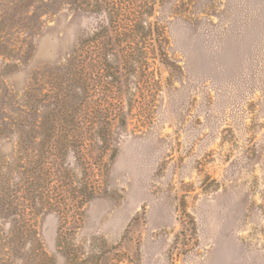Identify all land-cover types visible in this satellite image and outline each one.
I'll use <instances>...</instances> for the list:
<instances>
[{"label": "rangeland", "instance_id": "rangeland-1", "mask_svg": "<svg viewBox=\"0 0 264 264\" xmlns=\"http://www.w3.org/2000/svg\"><path fill=\"white\" fill-rule=\"evenodd\" d=\"M128 1L113 35L103 0H55L26 59H0L9 96L40 89L50 119L86 121L47 141L45 264H264V0ZM101 27L86 91L65 65Z\"/></svg>", "mask_w": 264, "mask_h": 264}, {"label": "trees", "instance_id": "trees-1", "mask_svg": "<svg viewBox=\"0 0 264 264\" xmlns=\"http://www.w3.org/2000/svg\"><path fill=\"white\" fill-rule=\"evenodd\" d=\"M3 1L4 3H0V59L11 60L15 58L19 62L21 59L25 60L32 50L31 39L40 31L41 24H43L40 21V14L44 15L56 11L53 8V1L55 0H29L26 6L17 8L20 12L19 18L9 26L3 22L5 17L3 7L6 9L17 7L18 4L17 0ZM123 2L126 3L127 0H123ZM133 2L134 0L128 1L132 11ZM118 3H121L120 0H103V4L110 12L108 25L113 35H118L115 27L117 23H121L120 20L115 21V17L118 20V13L120 12ZM136 24V21H133L126 26L125 32H127L123 31L124 34L132 33L134 31L133 26L135 28L138 26ZM101 28L100 32L96 30L95 34L82 41L78 48L72 52L65 65L69 71H76V68L84 70L83 63L77 60L82 54H93L92 63L95 64L96 62L97 65H100L98 63L100 51H106L110 48L108 42L105 43L102 37V34H106L107 28ZM138 28L144 30L140 25ZM117 40L119 39L117 38ZM7 67H9L8 64L0 63V79L3 76V69ZM89 67H93V65L90 64ZM88 68L80 72V77L86 91H91L88 79H86L87 71H90ZM39 90L30 88L20 98H16L14 93L9 96L10 92L6 85L2 83L0 85V113L6 111L5 116L0 117V142L10 141L14 135L17 136L12 145V156L0 154V264H45L51 262V259L41 248L35 222L38 214L44 211V207L48 205V203L42 204L41 190L43 187L39 185L41 182L44 184L50 175L47 161L51 156L53 157L51 151H53L52 146L55 142L51 144L47 141L51 134L60 135V138L63 139L62 135L71 132L68 130L74 131L72 127L79 130L86 123L81 118L62 122L56 117L50 119L47 114L43 113L46 107L43 105L44 101ZM34 93L35 95H33ZM8 96L11 100L7 99ZM6 99L10 101L8 104L2 101ZM66 107L70 109L69 105ZM70 127L71 129H69ZM77 136L78 139L76 138L77 141L74 146L80 149L83 146L82 134L79 133ZM28 139L35 141L40 139V142L37 144L30 143ZM27 143L32 146V149ZM68 144L65 143L64 146L69 147L70 144Z\"/></svg>", "mask_w": 264, "mask_h": 264}]
</instances>
